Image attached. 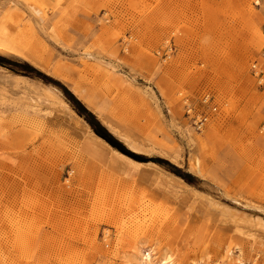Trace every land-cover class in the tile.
Here are the masks:
<instances>
[{"label": "rangeland", "instance_id": "rangeland-1", "mask_svg": "<svg viewBox=\"0 0 264 264\" xmlns=\"http://www.w3.org/2000/svg\"><path fill=\"white\" fill-rule=\"evenodd\" d=\"M0 44V264H264V0H0Z\"/></svg>", "mask_w": 264, "mask_h": 264}, {"label": "bare ground", "instance_id": "bare-ground-1", "mask_svg": "<svg viewBox=\"0 0 264 264\" xmlns=\"http://www.w3.org/2000/svg\"><path fill=\"white\" fill-rule=\"evenodd\" d=\"M35 12L36 14H39V10L36 9ZM51 36L54 41H57V37L55 35H51ZM169 41L170 40H168L167 42ZM0 46L2 47L3 45L0 44ZM3 47L6 49L5 46ZM0 52L2 51L0 50ZM3 53L6 55H11L7 52H3ZM187 99L189 98L187 97ZM189 103L191 105L190 101ZM113 133L115 134L114 131ZM185 138L187 139L188 142L192 144L195 143V139L193 135L187 133L185 134ZM87 148L92 151L100 152L106 157L109 154V151L112 152L114 155L110 156V158H112V160L117 164H120V166H122V168L126 171L130 169V165H139V166L144 165L143 163L135 161L132 158L126 156L125 154L119 152L118 150L110 146V144H108L103 138H101L95 133H92V135L88 137ZM187 164H188V169L191 173L200 174L199 159L194 155V153L191 152L189 153L187 157ZM122 168L121 170H123ZM222 207L226 212L231 211L229 207H224V206ZM255 227L257 228L256 229L257 231H255V234H253L254 237L257 238L256 233L258 232L264 234V222L258 221L255 224ZM135 250L136 251L132 253L131 256H133L134 260L136 261V264H174L173 256L170 255L165 249H163L160 253H158L153 249V247H149L148 249L143 250L142 246H138ZM229 256H230L229 262L233 263L235 261V258H232L230 252H229ZM237 262H239V264H242V262H240L239 259H237Z\"/></svg>", "mask_w": 264, "mask_h": 264}, {"label": "built area", "instance_id": "built-area-1", "mask_svg": "<svg viewBox=\"0 0 264 264\" xmlns=\"http://www.w3.org/2000/svg\"><path fill=\"white\" fill-rule=\"evenodd\" d=\"M168 52L172 50L171 47L167 48ZM170 53V52H169ZM253 71L255 72V76L260 79V82L264 79V69L258 66V64L253 65ZM204 104H207L209 100V96L204 97L202 100ZM188 102V100H186ZM217 109L214 107L212 109L213 112H215ZM185 111V119L189 124L192 125L194 129L198 132H202V130L205 128L208 120H209V115L204 113V112H199L195 107L190 103H186L184 107Z\"/></svg>", "mask_w": 264, "mask_h": 264}, {"label": "trees", "instance_id": "trees-1", "mask_svg": "<svg viewBox=\"0 0 264 264\" xmlns=\"http://www.w3.org/2000/svg\"><path fill=\"white\" fill-rule=\"evenodd\" d=\"M75 100V105L77 104L78 106H79V108H78V110H79V112L80 113H83V111L82 110H84V112H87L86 110H85V108L81 105V103H79V101H77L76 99H74ZM93 126H94V128H97V129H95V131H96V133L99 135V136H101V137H103L104 139H106L110 144H112L113 146H116V143H115V141L114 142H112L102 131H103V129L101 128V127H99L100 125L97 123V122H95V124H93ZM102 130V131H101ZM133 158H135V159H137V160H140L137 156H135V155H131Z\"/></svg>", "mask_w": 264, "mask_h": 264}]
</instances>
